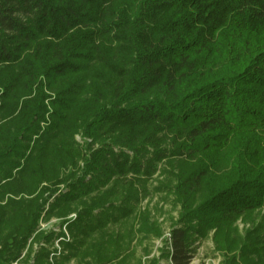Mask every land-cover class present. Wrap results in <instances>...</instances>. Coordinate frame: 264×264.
Here are the masks:
<instances>
[{"label":"trees","instance_id":"obj_1","mask_svg":"<svg viewBox=\"0 0 264 264\" xmlns=\"http://www.w3.org/2000/svg\"><path fill=\"white\" fill-rule=\"evenodd\" d=\"M163 163L159 257L264 264V0H0V264H131Z\"/></svg>","mask_w":264,"mask_h":264},{"label":"rangeland","instance_id":"obj_2","mask_svg":"<svg viewBox=\"0 0 264 264\" xmlns=\"http://www.w3.org/2000/svg\"><path fill=\"white\" fill-rule=\"evenodd\" d=\"M168 165L165 163L158 166L157 172L153 175L150 182L146 184L145 195L140 193V201L138 205L139 213L146 212L150 214L153 221L158 225L161 236L158 238H153L143 242V245H134L136 250L135 260L131 264H149L152 259H158L157 264H168V259L160 258V249L165 244L167 240V234H169L171 227L176 223L178 219V212L180 210L177 203L174 201V196L172 193L166 190L167 185L173 187L175 185L173 178L168 173ZM62 188V186H60ZM47 208V205L45 206ZM263 211L255 214L253 223H244L240 219L236 223V228L238 232L243 235L245 231L252 229L257 223H259ZM44 215H42L37 223V232L48 233L56 232L63 234V237L69 241V234L63 225V219H57L51 217L45 221ZM74 214H71L67 219L73 218ZM43 243L32 244V255L40 249ZM51 249L56 252V254H61L62 250L60 245L53 243L50 245ZM221 257L218 252L215 251L212 234L209 235L205 240L197 243L196 252L190 262V264H220ZM29 263H33L30 260ZM52 263L51 258H49V264ZM13 264H23L20 262H14ZM28 264V263H27Z\"/></svg>","mask_w":264,"mask_h":264},{"label":"built area","instance_id":"obj_3","mask_svg":"<svg viewBox=\"0 0 264 264\" xmlns=\"http://www.w3.org/2000/svg\"><path fill=\"white\" fill-rule=\"evenodd\" d=\"M166 239H167V242L169 243V234H167ZM55 243L58 244L57 242H55ZM168 264H171V261L170 260H168Z\"/></svg>","mask_w":264,"mask_h":264}]
</instances>
